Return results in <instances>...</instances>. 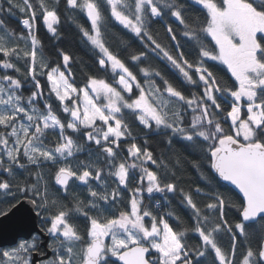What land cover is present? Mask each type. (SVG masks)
<instances>
[{"label": "snow or ice", "instance_id": "snow-or-ice-1", "mask_svg": "<svg viewBox=\"0 0 264 264\" xmlns=\"http://www.w3.org/2000/svg\"><path fill=\"white\" fill-rule=\"evenodd\" d=\"M61 4L0 0V176L8 177L0 179V218L41 226L0 251V264H35L33 253L45 256L42 237L51 256L39 264H207L209 256L211 264H236L238 237L239 264H264V0H63L94 53L82 86L73 57L59 49V62H50L38 35L42 24L60 39ZM17 12L20 32L4 19ZM157 22L163 40L151 31ZM150 57L198 91L186 95ZM209 61L226 66L231 83ZM140 135L158 137L161 150L148 139L138 144ZM189 170L203 187L182 186ZM217 177L242 194L239 205L212 187ZM145 194L160 199L146 206Z\"/></svg>", "mask_w": 264, "mask_h": 264}, {"label": "trees", "instance_id": "trees-1", "mask_svg": "<svg viewBox=\"0 0 264 264\" xmlns=\"http://www.w3.org/2000/svg\"><path fill=\"white\" fill-rule=\"evenodd\" d=\"M5 7H7L6 4H5ZM61 13H62L61 14V24L58 29L60 33V39H50V34L47 33L46 27H44L42 24L38 28V35L44 45L43 52L45 53L46 56L49 57L50 62H59L60 58L56 55V52L59 49H63L64 51L68 52L73 57V61L71 65L72 71L75 75L77 85L82 86V82L84 79L83 73L90 72V69L88 66L93 65L94 53L92 52L91 48L82 41L81 35L76 29V27L63 14V0L61 4ZM190 14L193 16L200 15L197 9H193ZM22 18L23 17L21 16V14L17 12L14 16L5 17L4 19L10 29H14L17 32H20V31H23L22 24L20 23ZM79 22L83 24L85 27H89L90 22L87 20L86 15H80ZM165 23L172 24L174 28H176L178 31L180 30L179 26L173 20L168 19L167 17L165 18ZM108 27L112 32L116 33L117 35H121V36L123 35V32L121 31V26L118 23L112 22L108 25ZM151 31L154 34L158 32L160 34V38L162 40L164 39V27L161 23L159 22L154 23L152 25ZM124 38L127 39L126 36ZM166 42L167 41H165V43ZM133 47H139V44L137 43L133 45ZM193 58H194V54L188 55L189 60H192ZM149 59L153 66H155L158 69H163L164 74L168 76V78L174 84L180 85L181 90L184 91L186 95L188 94L190 90L198 91V89H188V88L183 87L181 85V78L178 77L177 74H175V70L171 69L170 66L169 68L165 69L164 65L160 61L156 60L155 58H151V57ZM209 64L212 66V70L215 72V74L218 77L231 83L230 73L227 72L226 66L219 64V62H214V61H209ZM3 74H4L3 70L0 69V75H3ZM9 74L15 75V73H13L11 70H9ZM92 74L104 75L103 73H92ZM39 78L41 80V84L43 85L45 83V78L44 77H39ZM29 87L30 85H27L24 89L25 96L29 94L28 92ZM45 94L47 95L46 88H45ZM53 106L54 107L56 106L55 102ZM125 118L129 122L132 121V117L130 115L126 114ZM132 127L134 129L133 135L135 136L137 132L140 131V129L136 126V124H133ZM144 139H148L149 146L154 152H159L161 150L162 146L159 144L158 137L156 136L145 137L144 135H140L138 139L136 140V142L138 144H142ZM45 141H46L45 142L46 144L49 143L48 140H45ZM54 142L55 141H53V144ZM128 143H130V141ZM123 147L125 150L120 153V156L126 157L127 156V152H126L127 143L124 144ZM176 147L179 148V145H177ZM78 159L87 160V154L86 153L80 154L78 156ZM6 178H8L6 175L0 176V179H6ZM53 178H54V173H53ZM20 179H23V177L21 176ZM217 181L218 182H215L212 187L219 191L227 193V195L230 197L231 203L233 205H239L242 199L241 196L231 187L223 184L218 178H217ZM189 184H193V185L200 184L201 187L204 186V182L199 181L195 172L191 170H189L186 173V179L183 181L182 186L187 187ZM134 186H135L134 183L129 185L130 188ZM206 190L211 191V189H206ZM78 191L86 192L87 189H79ZM159 199H160V194H153L151 199L148 197V194H145L144 204L147 206L148 204L151 203L154 206L155 201ZM169 199L172 200V205L177 210L178 214L183 216L185 219H187L190 213L189 211L185 210L182 206L178 204V197L176 199H172V197L170 196ZM197 199L202 200L204 198H197ZM226 213H227V218L229 219V221H231L237 217V208L230 207L226 209ZM169 223L172 224L174 227L176 226V222L172 218H169ZM222 244L226 250H230V241L228 238H225L222 241ZM244 246H245L244 237H238L237 238L236 264H239V260L241 259L240 254L241 252L244 251ZM43 249L44 248L41 246L40 251L42 252ZM211 260H212V257L209 256L207 259V264H211Z\"/></svg>", "mask_w": 264, "mask_h": 264}, {"label": "water", "instance_id": "water-1", "mask_svg": "<svg viewBox=\"0 0 264 264\" xmlns=\"http://www.w3.org/2000/svg\"><path fill=\"white\" fill-rule=\"evenodd\" d=\"M218 178V177H217ZM223 184L231 187L233 190H235L242 198V194L239 193L238 189L235 188V186L229 184L228 182L223 181L222 179L218 178ZM16 218L10 217L8 220H3L0 218V247H13L17 245L20 240H28L31 238L29 235V232H32L33 230L39 231L40 229V222L39 219H33L29 221L28 226L21 228L16 224ZM49 237H42L43 244L41 245L45 249V256L41 257L36 253H33V260L35 264H39V261L41 259L48 258L51 256V252L47 250L46 246L48 243Z\"/></svg>", "mask_w": 264, "mask_h": 264}, {"label": "rangeland", "instance_id": "rangeland-1", "mask_svg": "<svg viewBox=\"0 0 264 264\" xmlns=\"http://www.w3.org/2000/svg\"><path fill=\"white\" fill-rule=\"evenodd\" d=\"M48 135H49V138H50V137H52L53 134L50 132ZM45 142H46V141H45ZM40 227H41V226H40ZM14 247H15V246H13V247H9V248H3V249H0V251H3V250H10V249H12V248H14Z\"/></svg>", "mask_w": 264, "mask_h": 264}]
</instances>
